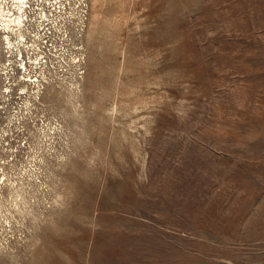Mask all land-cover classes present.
Segmentation results:
<instances>
[{"label":"rangeland","instance_id":"1","mask_svg":"<svg viewBox=\"0 0 264 264\" xmlns=\"http://www.w3.org/2000/svg\"><path fill=\"white\" fill-rule=\"evenodd\" d=\"M88 4L82 77L0 29V264H264V0Z\"/></svg>","mask_w":264,"mask_h":264},{"label":"built area","instance_id":"2","mask_svg":"<svg viewBox=\"0 0 264 264\" xmlns=\"http://www.w3.org/2000/svg\"><path fill=\"white\" fill-rule=\"evenodd\" d=\"M88 16V0L0 2L4 50L12 57L9 58L11 62L6 63L9 72L12 75L19 73L25 81L37 84L42 81L40 77L43 80L51 78L41 75L49 71L47 66H53L50 58L62 65L59 61L65 62L67 50L72 52L74 49L76 73L82 77L85 61L83 37Z\"/></svg>","mask_w":264,"mask_h":264}]
</instances>
